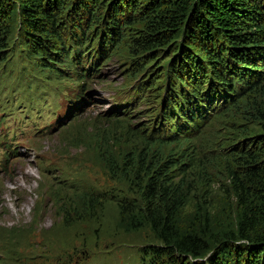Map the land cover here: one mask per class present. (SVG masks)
<instances>
[{
    "label": "rangeland",
    "instance_id": "374dc122",
    "mask_svg": "<svg viewBox=\"0 0 264 264\" xmlns=\"http://www.w3.org/2000/svg\"><path fill=\"white\" fill-rule=\"evenodd\" d=\"M107 2L95 0L91 7L100 3L103 9ZM155 6L154 0H142L136 15L144 16ZM133 8L127 12L132 14ZM182 30L176 29L161 45H151L153 50L147 56L136 57V50L125 47L112 49L99 74L88 79L84 88L41 71L19 50L7 64H0V264H139L143 251L152 253V248L164 247L149 226L121 223L118 202L134 204L136 188L122 179L124 175L115 176L104 166L101 160L109 150L123 159L134 148L152 146L164 157L170 156L171 177L191 186L180 209L178 229L209 224L203 227L212 247L207 253L227 241L218 236L223 224L233 225L227 165H236L232 158L244 152L224 148L261 132L234 116H221L190 143L173 141L164 147L154 143L158 135L151 132V124L154 110L160 107L156 103L159 86L149 90V85L159 82L166 62L178 53L173 49L183 40ZM229 41L219 38L207 44L210 55L216 56L212 69L224 67ZM231 42V49L240 47ZM136 61L141 71L134 78ZM149 61H153L151 66L143 70ZM145 82L148 84H139ZM247 82L248 86L255 83L248 78ZM134 88L139 90L140 100ZM80 94L86 97L73 106L71 101ZM122 112L133 114L129 120L115 118ZM160 131L166 134L168 127L163 125ZM99 134L105 136L99 138ZM251 143L247 142V149ZM193 154L194 160L181 164ZM88 194L100 206L86 214L76 203ZM66 202L73 211L62 217L61 203ZM207 253L200 257L204 264L211 254ZM224 255L229 262L231 256Z\"/></svg>",
    "mask_w": 264,
    "mask_h": 264
},
{
    "label": "trees",
    "instance_id": "16d2710c",
    "mask_svg": "<svg viewBox=\"0 0 264 264\" xmlns=\"http://www.w3.org/2000/svg\"><path fill=\"white\" fill-rule=\"evenodd\" d=\"M92 1L0 0V64H7L19 50L41 71L84 88L88 79L99 74L112 49L125 47L136 50V57L147 56L153 50L151 45H161L182 27L183 40L173 49L178 53L166 62L159 82L149 85V90L159 86L156 103L160 105L154 110L151 132L158 135L154 143L164 147L173 141L190 143L221 116H234L242 124L260 129V135L224 148L244 152L232 158L236 165H227L233 225L223 224L220 232L216 229L221 241H227L211 254L207 253L211 241L203 230L209 224L178 229L180 209L191 186L171 177L173 159L152 146L141 151L134 148L130 156L122 155L125 159L112 150L106 153L108 147L103 149L104 166L115 176L124 175L122 179L136 188L134 204L118 202L120 221L130 227L149 226L164 244L152 248V253L143 251L139 264H204L205 253L210 254L207 264H264V0H154L155 8L144 16L136 15L142 0H108L103 9L100 3L93 9ZM133 5L129 14L127 9ZM219 38H228L240 47L231 49L229 41L224 67L212 69L216 56L210 55L207 44ZM137 62L134 78L141 71ZM149 63L142 69L151 66ZM234 78H238L237 84ZM247 78L255 83L248 86ZM139 95L135 89L138 100ZM85 97L80 94L71 103L79 106ZM132 114L122 112L115 118L129 120ZM163 125L168 127L166 134L160 131ZM247 142H252L248 149ZM194 156L184 157L181 164ZM71 206L61 203L60 215L70 214ZM76 206L87 214L100 204L88 194ZM224 254L231 256L229 262Z\"/></svg>",
    "mask_w": 264,
    "mask_h": 264
}]
</instances>
